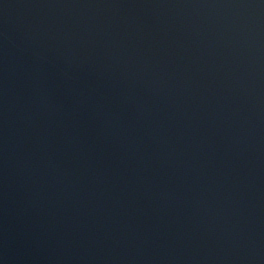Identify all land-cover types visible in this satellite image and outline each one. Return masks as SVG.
<instances>
[{
	"label": "water",
	"instance_id": "1",
	"mask_svg": "<svg viewBox=\"0 0 264 264\" xmlns=\"http://www.w3.org/2000/svg\"><path fill=\"white\" fill-rule=\"evenodd\" d=\"M148 3L0 0V264H264V0Z\"/></svg>",
	"mask_w": 264,
	"mask_h": 264
}]
</instances>
